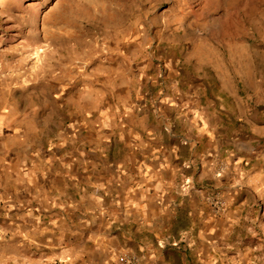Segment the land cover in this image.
I'll list each match as a JSON object with an SVG mask.
<instances>
[{"label": "rangeland", "instance_id": "rangeland-1", "mask_svg": "<svg viewBox=\"0 0 264 264\" xmlns=\"http://www.w3.org/2000/svg\"><path fill=\"white\" fill-rule=\"evenodd\" d=\"M139 173L174 177L143 255L264 264V0H0V264H65L27 181Z\"/></svg>", "mask_w": 264, "mask_h": 264}, {"label": "crops", "instance_id": "crops-1", "mask_svg": "<svg viewBox=\"0 0 264 264\" xmlns=\"http://www.w3.org/2000/svg\"><path fill=\"white\" fill-rule=\"evenodd\" d=\"M129 163L132 167L138 168L141 160L137 158ZM126 166L128 164L122 167ZM92 179L96 178L88 175L58 177L57 180L62 182V188L43 193L38 192L35 182L27 181L24 195L29 201L39 199L37 214L47 221L46 226L41 224L39 227L41 232L36 243L51 246L53 250L59 251L60 263L118 264L119 257L114 260L116 252L123 254L125 241L131 240V243L138 245L137 252L142 254L140 257L144 264H174L165 252H160L158 256L152 255L148 250L144 255L142 252L143 246L153 247L156 243L161 245L166 242L164 239L152 241L145 235L159 230L160 225H165L164 221H161L167 213L164 202L171 199L169 188L173 187L170 184L174 177L170 174L159 176L140 173L108 174L100 177L99 181L104 180L116 186L114 188H108L107 185L99 186L96 191L89 185ZM149 179L157 180L154 188L145 185ZM44 199H48V207L53 205L54 208L45 207L42 203ZM77 217L79 219H76ZM46 233L54 236V242L47 244L43 242L42 238ZM133 237L135 240H132ZM72 247L74 252L65 253Z\"/></svg>", "mask_w": 264, "mask_h": 264}, {"label": "built area", "instance_id": "built-area-1", "mask_svg": "<svg viewBox=\"0 0 264 264\" xmlns=\"http://www.w3.org/2000/svg\"><path fill=\"white\" fill-rule=\"evenodd\" d=\"M119 263L118 264H136V259L130 257V256H121L118 258Z\"/></svg>", "mask_w": 264, "mask_h": 264}]
</instances>
